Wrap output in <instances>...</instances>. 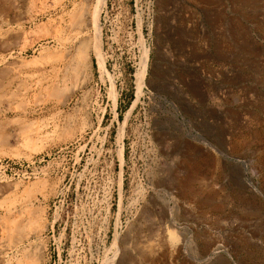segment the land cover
I'll return each instance as SVG.
<instances>
[{"label": "rangeland", "instance_id": "1", "mask_svg": "<svg viewBox=\"0 0 264 264\" xmlns=\"http://www.w3.org/2000/svg\"><path fill=\"white\" fill-rule=\"evenodd\" d=\"M120 248L264 264V0H0V264Z\"/></svg>", "mask_w": 264, "mask_h": 264}, {"label": "bare ground", "instance_id": "2", "mask_svg": "<svg viewBox=\"0 0 264 264\" xmlns=\"http://www.w3.org/2000/svg\"><path fill=\"white\" fill-rule=\"evenodd\" d=\"M79 19V18H78ZM99 37H101V36H99V33H98V43H97V47L95 46L94 48H95V52H96V50H97V52H99L98 50H99V48H100V43H99ZM90 50V44L89 43H83L82 45H81V47H80V54H81V56L83 55V57H85V59L87 58V55H88V51ZM99 54V53H98ZM98 54H97V56H98ZM101 54V53H100ZM81 59V58H80ZM148 59V53L146 52L145 53V56H144V60H143V63H142V66H141V68L137 71V74H136V77H137V79H138V82L140 83V84H142L143 82H144V80H145V77H146V74H147V60ZM58 60V59H57ZM87 60V59H86ZM101 66H103V65H101ZM4 70V69H3ZM53 86V85H52ZM169 237V236H168ZM163 240V239H162ZM245 240V239H244ZM244 240H243V242H244ZM164 242H165V240H164ZM163 242V243H164ZM169 242V241H168ZM216 242V241H215ZM238 242V241H237ZM121 243H124L123 242V239H120V241H119V245L121 246ZM163 243H162V245H163ZM172 243V242H171ZM207 243H209V242H207ZM219 244H220V242H218ZM170 244V243H169ZM215 244V243H214ZM221 244H222V242H221ZM158 245V244H157ZM160 245V244H159ZM199 245H200V243H199ZM205 245V244H204ZM216 246V248H215V250L214 251H216V252H218L220 249H219V247H221V245H215ZM233 246H236V243H231V247L233 248ZM152 247V246H151ZM159 247H161V246H159ZM171 247V246H170ZM235 248V247H234ZM207 250V249H206ZM141 251H143V250H141ZM158 251H160V250H158L157 249V251L156 252H158ZM166 251V250H165ZM177 251V250H176ZM180 251V250H179ZM178 251V252H179ZM195 251V250H194ZM205 251V250H204ZM208 251V250H207ZM210 251V250H209ZM129 252V251H128ZM171 252H172V250H171ZM174 253H175V250L173 251ZM211 252V251H210ZM216 252H214V253H216ZM134 253V252H133ZM132 253V254H133ZM147 253V252H146ZM165 253V252H164ZM167 253H169V252H167ZM167 253H165V255L167 254ZM130 254V253H129ZM129 254L128 253H126V252H124V251H122L121 250V248H120V250L118 249L117 250V258L115 259L116 260V264H129L128 263V256H129ZM176 254V253H175ZM213 254V253H212ZM131 255V254H130ZM174 255V254H173ZM210 255V254H209ZM134 256V255H133ZM204 258H205V256H204ZM114 260V261H115ZM150 260V259H149Z\"/></svg>", "mask_w": 264, "mask_h": 264}]
</instances>
